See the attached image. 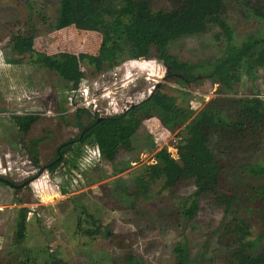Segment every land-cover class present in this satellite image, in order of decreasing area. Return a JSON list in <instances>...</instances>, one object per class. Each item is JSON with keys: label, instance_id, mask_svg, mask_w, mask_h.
Returning a JSON list of instances; mask_svg holds the SVG:
<instances>
[{"label": "rangeland", "instance_id": "1", "mask_svg": "<svg viewBox=\"0 0 264 264\" xmlns=\"http://www.w3.org/2000/svg\"><path fill=\"white\" fill-rule=\"evenodd\" d=\"M98 1L99 23L55 30L58 0H0V175L15 185L31 179L19 194L0 183V264H48L52 257L63 264H175L176 246L187 249V264H243L241 256L261 255L264 203L249 210L241 202L222 219L202 199L194 219L183 222L178 210L195 186L183 181L164 187L155 159L164 149L179 163L182 126L168 133L161 127L164 116L149 105L128 111L155 95L191 113L190 118L212 107L232 119L231 100L264 101V82L238 76L228 92L196 73V81L184 83L155 60L156 46L133 45L126 37L132 14L152 26L175 1ZM254 8L264 12V0L224 1L221 17L233 45L264 35V18ZM198 24L197 31L167 41L166 54L176 62L204 65L225 51L218 28ZM28 32L33 50L51 60L83 54L98 57L101 66L80 60L82 80L73 92L62 91L63 82L34 65L33 56L11 51L12 37ZM77 109L90 115L81 119L83 125H91L93 116L105 120L87 130L94 141L82 147L85 155L75 168L61 161L49 173L56 148L78 135L71 125ZM119 114L121 122L133 124L126 145L119 140L120 124L111 120ZM215 139L208 145L221 166V191L240 195L263 182L234 171L241 164H264V121L242 147L224 151ZM42 167L47 168L37 175Z\"/></svg>", "mask_w": 264, "mask_h": 264}, {"label": "trees", "instance_id": "2", "mask_svg": "<svg viewBox=\"0 0 264 264\" xmlns=\"http://www.w3.org/2000/svg\"><path fill=\"white\" fill-rule=\"evenodd\" d=\"M173 1L175 3L172 9L166 13H160L152 26L137 14H132L126 25L128 41L132 44L152 43L157 51L155 60L166 68L168 73L178 75L184 83L196 81V73L200 74L201 78L209 80L211 84H216L221 91L228 92L234 89L238 76L245 78L248 82L259 77L264 82V35L259 38H249L239 46L233 45L232 33L226 21L221 17L225 0ZM99 7L101 5L98 0H58L54 28L55 30L70 27L82 29L84 23H99L101 21ZM254 12L264 18V12L260 9L254 8ZM199 22L213 24L218 28L226 42L225 51L212 63L204 65L176 62L166 54L167 41L197 31ZM157 33L161 35L158 36ZM11 51L18 56L25 54L33 56V64L54 73L63 82L62 91L70 93L82 80L80 60L93 65L95 69H99L102 62L98 57L67 53L61 54L58 61L51 60L46 55L33 50V37L30 32L13 36ZM231 102L233 105L232 119L212 107L203 108L190 118L191 113L183 112L171 102L157 98L155 95L147 97L133 110L128 111V113L138 111L149 105L164 116L161 127L168 133L172 132V127L182 126L178 133L181 138L178 141V148L181 151L179 163L171 159L164 149L155 153V159L161 167L163 174L161 176L165 181L164 187L172 189L177 183L183 181H190L195 186L194 195L183 202L178 210L180 219L185 223L194 219L199 210V201L202 199L218 209L222 219L229 216L232 208L241 202L248 208L264 203V164H241L237 165L234 171L238 177L243 179L263 180L260 185L249 186L247 191L240 195L220 190L221 166L208 145L210 138L215 137V141L220 142L221 146H219L224 151L232 147H242L248 137L257 135L264 121V101L250 98L235 99ZM122 116L119 114L111 120L120 124L119 140L126 145L134 129L133 124L131 125L128 121L121 122ZM83 117L90 119L87 111L77 109L73 114L74 121L71 125L78 130L84 129L89 124L81 123ZM63 121L67 124V121ZM134 125L138 126V121H135ZM93 141L89 131L84 132L81 138L77 135L75 139L70 140V143L59 148L61 158L47 171L53 173L62 162L69 163L72 169L75 168V161L85 155L82 147L93 144ZM145 171L148 172L147 168ZM146 176H148L147 173ZM262 224L264 227V217ZM106 235L111 234L106 232ZM173 253L176 257L175 264H187L188 252L185 247L176 246ZM241 258L244 260L243 264H264V253L255 258L247 256H241ZM48 264L63 263L52 257Z\"/></svg>", "mask_w": 264, "mask_h": 264}, {"label": "water", "instance_id": "3", "mask_svg": "<svg viewBox=\"0 0 264 264\" xmlns=\"http://www.w3.org/2000/svg\"><path fill=\"white\" fill-rule=\"evenodd\" d=\"M176 76H178V75H176ZM133 106H130V108H132ZM105 120V118H96L95 119V121L91 124V125H89L88 127H86V128H84L83 129V131H82V133L83 132H85V131H87V130H90V129H92L94 126H96L99 122H102V121H104ZM81 133V134H82ZM81 134H80V136H81ZM59 148V146L56 148V152L58 151L57 149ZM59 157H60V155H57V157H56V159H54L53 161H52V163H54L55 161H57L58 159H59ZM47 167H42V168H40L39 169V171H38V173H37V175L39 174V173H41L43 170H45ZM36 175V176H37ZM29 181H31V179H26L25 181H23L22 183H20L18 186H16V187H25L26 186V184H28L29 183ZM0 182L1 183H3V184H6V185H9L10 187H13L14 188V183H11V182H9V181H7V180H5L4 178H3V176L2 175H0ZM15 187V188H16Z\"/></svg>", "mask_w": 264, "mask_h": 264}, {"label": "flooded vegetation", "instance_id": "4", "mask_svg": "<svg viewBox=\"0 0 264 264\" xmlns=\"http://www.w3.org/2000/svg\"><path fill=\"white\" fill-rule=\"evenodd\" d=\"M94 118H97V117H95V116H93ZM84 128H86V127H84ZM82 131H83V129L82 130H79V132H78V136H79V138H81L82 137V135L84 134V132L82 133ZM86 132V131H85ZM82 133V134H81ZM80 134H81V136H80ZM67 143H70V140L69 141H66V142H64V143H62L61 145H59V148L62 146V145H64V144H67ZM59 148L57 149L58 151L56 152V150H55V157H54V159H56V157H57V155H60V157H59V159L61 158V152H60V150H59ZM53 159V160H54ZM59 159L57 160V161H59ZM52 160V161H53ZM57 161H55L54 163H50V166H52V165H54ZM1 183V182H0ZM12 183V182H11ZM20 183H22V181L20 182ZM19 183V184H20ZM1 184H3V183H1ZM19 184H17V185H15L14 184V188L13 187H10L9 185H6V184H3V185H5V186H7V187H9L10 189H12L13 190V192L15 193V194H19L22 190L23 191H26L27 189H28V187H16V186H18ZM16 187V188H15ZM27 188V189H26Z\"/></svg>", "mask_w": 264, "mask_h": 264}]
</instances>
